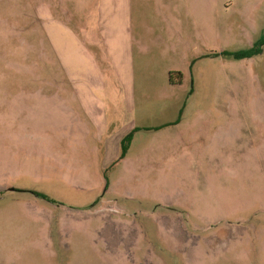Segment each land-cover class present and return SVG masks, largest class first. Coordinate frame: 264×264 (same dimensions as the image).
Returning a JSON list of instances; mask_svg holds the SVG:
<instances>
[{
	"label": "rangeland",
	"instance_id": "rangeland-1",
	"mask_svg": "<svg viewBox=\"0 0 264 264\" xmlns=\"http://www.w3.org/2000/svg\"><path fill=\"white\" fill-rule=\"evenodd\" d=\"M227 1L217 0V58L195 65L185 89L153 80L140 106L254 105L264 117V45L251 58L221 55L264 42V0ZM51 2L53 20H64L63 0H0V264H264V143H231L223 114L220 136L169 141L159 113L134 119L122 90L101 138L76 127L63 78L48 80L63 66L36 6ZM137 2L163 18L159 0ZM245 146L248 159L236 157ZM104 158L112 163L100 171Z\"/></svg>",
	"mask_w": 264,
	"mask_h": 264
},
{
	"label": "crops",
	"instance_id": "crops-1",
	"mask_svg": "<svg viewBox=\"0 0 264 264\" xmlns=\"http://www.w3.org/2000/svg\"><path fill=\"white\" fill-rule=\"evenodd\" d=\"M70 1L63 0L64 20H53L56 14L52 11V2L50 5L39 3L36 13L50 17L44 22L43 29L49 34L50 47L60 58L63 72L61 76L50 75L48 80L63 78L65 87L60 95L65 100L68 120H73L76 127H91L95 129V138H101L110 128L114 99L120 98L119 90H122L130 96L125 107L134 119L141 112L146 113L151 122L154 113H159L161 121L155 126L162 127V136L169 141L184 143L220 136L214 120L223 114L226 121L224 137L231 143H264V117L260 106L182 102L156 109L153 105L137 103L139 91H144L145 97L152 94L147 90H153V80H162L165 90L185 89L189 80L195 79L192 70L195 65L203 59L217 58L212 51L217 29V0H188L185 8L190 10L188 13L186 9L185 18L182 17L185 0H176L173 5L159 0L163 18L158 21L147 15L137 0H81L79 6ZM159 30L166 36L157 34ZM201 44L203 50H200ZM177 58L185 67L174 63ZM154 68L159 71L154 70V73ZM171 72H180V79L171 82ZM192 89L194 91L196 86ZM43 92L42 96L46 98L53 95L46 90ZM247 149L245 146L236 157L248 159ZM255 151L257 156L261 155L258 147ZM111 163L104 158L99 170L104 171ZM88 208L90 206L81 209Z\"/></svg>",
	"mask_w": 264,
	"mask_h": 264
},
{
	"label": "trees",
	"instance_id": "trees-1",
	"mask_svg": "<svg viewBox=\"0 0 264 264\" xmlns=\"http://www.w3.org/2000/svg\"><path fill=\"white\" fill-rule=\"evenodd\" d=\"M264 42H258L256 43L252 48L248 50H241V51H223L221 53L222 56L226 58H232V59H243V58H251L253 56H256L262 52ZM181 73L180 72H171L170 73V81L175 82L177 79H180ZM133 133H129L122 142V148H121V156L120 158L125 157V155L128 152V149L130 147L131 141H132ZM47 198V196H45Z\"/></svg>",
	"mask_w": 264,
	"mask_h": 264
}]
</instances>
